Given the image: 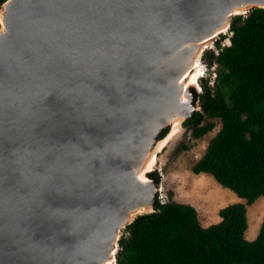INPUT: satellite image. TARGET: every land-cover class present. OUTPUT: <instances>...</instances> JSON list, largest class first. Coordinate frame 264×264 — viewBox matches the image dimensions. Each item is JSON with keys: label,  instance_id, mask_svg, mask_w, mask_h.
<instances>
[{"label": "water", "instance_id": "obj_1", "mask_svg": "<svg viewBox=\"0 0 264 264\" xmlns=\"http://www.w3.org/2000/svg\"><path fill=\"white\" fill-rule=\"evenodd\" d=\"M253 8L264 0L2 4L0 264H115L162 189L157 166L139 178L159 134L200 110L183 78Z\"/></svg>", "mask_w": 264, "mask_h": 264}, {"label": "trees", "instance_id": "obj_2", "mask_svg": "<svg viewBox=\"0 0 264 264\" xmlns=\"http://www.w3.org/2000/svg\"><path fill=\"white\" fill-rule=\"evenodd\" d=\"M229 31L228 46L216 41L218 54L205 52L216 76L212 86L204 81L200 111L183 125L201 138L219 120L220 130L192 171L211 175L246 203L221 208L220 221L203 227L191 205L157 197L153 213L122 230L115 264H264V216L256 238L244 237L247 206L264 199V9L232 16ZM149 177L160 180L154 171Z\"/></svg>", "mask_w": 264, "mask_h": 264}, {"label": "rangeland", "instance_id": "obj_3", "mask_svg": "<svg viewBox=\"0 0 264 264\" xmlns=\"http://www.w3.org/2000/svg\"><path fill=\"white\" fill-rule=\"evenodd\" d=\"M230 35L231 32L227 29L226 33L219 34L215 37L211 47H208L202 52L198 69L201 74L204 73L205 79L200 78L198 80L199 90L196 91L197 95L203 92L202 85L204 81H208L209 76V80H211V74L213 76L212 69L214 65L209 66L210 63L208 58L205 57V52L209 50L213 51L216 41L219 42L220 45L226 46V42L228 38H230ZM198 105L200 107V102ZM213 122L214 128L212 131L203 135L201 138H194L191 135L190 128L182 125V128L177 134L172 136V139L165 148L157 152L158 162L157 167L154 169V172L159 176V183L162 188L157 195L158 199L161 197V200H165V202L171 200L191 205L196 210L199 222L203 227L220 221L218 212L221 208L236 202L246 203L245 200L236 198L228 202H218L217 197L220 195L222 189L213 177L203 173L194 174L192 171L194 164L204 155L209 141L220 130L221 124L219 120H213ZM168 130L170 129L168 128ZM168 135L169 131L166 137ZM222 191L224 192L225 190ZM225 192L229 191L226 190ZM246 209L248 219L253 229L255 226H258L260 220L259 218H255V212L262 211L263 214L261 217L264 216V201L258 198L252 205L247 206ZM253 224H255V226H253Z\"/></svg>", "mask_w": 264, "mask_h": 264}, {"label": "bare ground", "instance_id": "obj_4", "mask_svg": "<svg viewBox=\"0 0 264 264\" xmlns=\"http://www.w3.org/2000/svg\"><path fill=\"white\" fill-rule=\"evenodd\" d=\"M226 32H227V30H224V31H221L219 34H224ZM198 65H199V63L197 60L194 63L192 69L189 71V73L186 74L185 77L183 78L182 83H184L183 84L184 88L188 89L187 87H189L191 84H193L194 81L198 82V80L200 79L198 77V75L200 74V72L198 71ZM200 77H201V75H200ZM182 100H183V102H186V98L184 95L182 96ZM180 129H181V127L179 126V122H175L169 130V135L164 140L162 139L163 141H159V142H157V144L155 143L156 145H154V150L152 151L151 155L149 156L148 160L146 161V165L143 168V173H141L139 175V178L141 179V181H143V182L147 181L145 174H147L155 166H157V162H158L157 161V152H160V150L165 148V146L172 139V136L177 134ZM220 188L222 190H225V191L228 190L226 188H223L222 186H220ZM222 190L220 191V195L217 197L218 202H220V203L221 202H228V201H231V199L233 200L234 198L239 199L235 196V193L231 192L230 190H228L229 192H225V191L223 192ZM262 214H263L262 211L261 212H255V218L260 219ZM108 264H112V262H110Z\"/></svg>", "mask_w": 264, "mask_h": 264}, {"label": "crops", "instance_id": "obj_5", "mask_svg": "<svg viewBox=\"0 0 264 264\" xmlns=\"http://www.w3.org/2000/svg\"><path fill=\"white\" fill-rule=\"evenodd\" d=\"M260 198H262V197H260ZM260 198H259V200L264 201L263 199H260ZM262 218L263 217L260 218L259 224L257 227L255 226V224H253V226H255V228L252 229V227H251L252 225L250 223V220L248 219V214H247L248 223H247V230L245 231V234H244L245 239H247L248 241H252L256 238V236L259 232V228H260V225L262 222Z\"/></svg>", "mask_w": 264, "mask_h": 264}, {"label": "built area", "instance_id": "obj_6", "mask_svg": "<svg viewBox=\"0 0 264 264\" xmlns=\"http://www.w3.org/2000/svg\"><path fill=\"white\" fill-rule=\"evenodd\" d=\"M226 44L228 45L229 44V41L227 40V42H226ZM225 45H221V47H224ZM213 52L217 55L218 54V50L215 48L214 50H213ZM214 65V67H213V76H212V74H211V80H209L210 79V76H209V78H208V84L210 85V86H212L213 85V82H214V79H215V76H216V73H215V70H216V64H213ZM200 78H202V79H205L204 78V73H202L201 74V77ZM159 199L161 200V197H159ZM161 202H165V200H161Z\"/></svg>", "mask_w": 264, "mask_h": 264}, {"label": "clouds", "instance_id": "obj_7", "mask_svg": "<svg viewBox=\"0 0 264 264\" xmlns=\"http://www.w3.org/2000/svg\"><path fill=\"white\" fill-rule=\"evenodd\" d=\"M230 36H231V35H230ZM228 41H229V38H228ZM229 44H230V41H229ZM229 44H228V45H229ZM228 45H226V46H228ZM215 48H216V47H215Z\"/></svg>", "mask_w": 264, "mask_h": 264}]
</instances>
